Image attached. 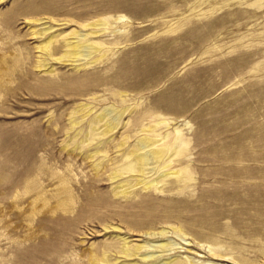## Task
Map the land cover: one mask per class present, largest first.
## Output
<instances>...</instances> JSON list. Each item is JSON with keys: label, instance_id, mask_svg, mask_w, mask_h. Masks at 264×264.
<instances>
[{"label": "rangeland", "instance_id": "1", "mask_svg": "<svg viewBox=\"0 0 264 264\" xmlns=\"http://www.w3.org/2000/svg\"><path fill=\"white\" fill-rule=\"evenodd\" d=\"M52 1L0 0V264H264V0H88V23L124 15L115 46L35 12ZM71 31L95 50L60 61ZM144 110L162 117L131 125ZM143 126L189 138L191 175L117 167Z\"/></svg>", "mask_w": 264, "mask_h": 264}, {"label": "bare ground", "instance_id": "2", "mask_svg": "<svg viewBox=\"0 0 264 264\" xmlns=\"http://www.w3.org/2000/svg\"><path fill=\"white\" fill-rule=\"evenodd\" d=\"M101 11H102L101 8H97L96 5L92 4V2H90L88 0H54L51 2V4L49 6H46L45 4H41L40 7L35 8L36 13H47V14H49V16H52V17H56V16L60 17L63 15L64 17L68 18V19H64L65 24H68L70 22L71 23H77V24H80L81 27H83V28L86 27L87 25H90L89 29H91V30H96V29L100 30L101 28L104 27V29H109L108 30L109 32L114 33V32L118 31L115 29L116 26H118V25L122 26L126 23L125 21L122 20L124 18V15H122V14H119V15H117V17H114V18L110 16L111 18L109 19V17H108L106 22L95 21L93 23H88L86 21L91 16H94L95 14L97 15V13L100 14ZM92 14H94V15H92ZM112 24H113V26H110ZM45 32L46 31L44 30L42 32H39V34L42 35ZM76 32L77 31H71L69 34L63 35L61 38L59 37L58 39L55 40V44L52 47L56 51V53L60 54V56H58L56 59L63 61V60H72V59H75V58H78L81 56L89 57L91 55V51L95 50V47L93 45L87 43L86 41L82 43V40H83L82 37L77 36V37H75L76 40H70L67 38L68 35H72ZM88 34H90V33H88ZM123 35H124L123 33L117 32L113 36L115 38L109 39L107 42L110 44V46H115L117 43H119L118 38L122 37ZM51 42H52V40L49 39V37H48V40L44 41L43 45L40 47V50L43 52L46 51ZM102 43H104V42L103 41L95 42V44H102ZM110 66H111V64H109L108 67H110ZM108 79H110V78H103L100 76H95V77H91V78H88L87 80H83V81L74 80V81H71V83H73L76 86V88H77L76 92L80 93L83 90L84 91L85 90H91V89H94L95 87H97L98 85H100L102 83H107L108 81H110ZM99 80H102L103 82L100 83ZM112 95L118 96V99L121 102L123 101V96L119 92L115 93L112 91ZM92 98L96 99L95 96H93ZM123 111H124L123 109L114 108L111 111L103 110L102 113L97 114V116H95L96 119H98V120H104L105 116L109 115L107 117V121L105 122L106 128L103 132L104 135L106 132L111 130L112 126H111L110 122L112 121V119L118 115H121L123 113ZM160 117H162V114H160V113H157L155 115L153 113V111H151V110H144L141 112V114L139 116L135 117V119L133 120L131 125H133V126L140 125L141 126L145 120H148V119L156 120ZM139 120L142 123L138 124ZM137 129H138V127H137ZM138 131L139 132L144 131V134H142L141 136H139L136 139L137 142L139 143L138 152L137 153L133 152L132 157L130 155V157L128 156V158L126 157L127 156L126 155L125 156L126 158L123 159V162L117 166L118 168L123 169L126 172H135L136 165H145L151 161L158 162V163H161V162L165 163V162H167V160H169L170 162H179L180 167L176 172L168 171L165 173V175L166 174L168 176L173 175L176 180L182 176L187 177V176L191 175L190 165H189L190 160L188 159V161H187L186 159H184V156L186 155V151H188L189 138L181 136L180 137V139H181L180 145L176 149L175 148L172 149V145L175 142L176 137H177V136L175 137V133L179 132L178 128L175 129V132L173 131V132H169V133L165 134V136L162 137L163 138L162 141L158 144L153 140V138L150 135H151V133H155V132L158 133L159 128H157V130H152L151 127L143 126V128L138 129ZM179 134H180V132H179ZM170 149H172V150L168 154V151H170ZM171 156H172V158H170ZM178 182H179V180H178ZM184 182H185V180H184ZM155 184L156 183L147 182V183H145L144 188L149 189ZM184 184L186 185V183H184ZM185 185H182V186H185ZM182 186L179 188L181 189ZM183 233H185V232H183ZM195 237L197 239H199L201 236H195ZM168 245H170L169 242L160 243L161 248H165L166 246L168 247ZM219 247H221V246L220 245H212L210 248V252L213 254H219V252H218ZM129 250H126L124 253L125 254L128 253ZM151 257H152V255H144V256H142V260H145V259L147 260L149 258L151 259ZM171 262H173V261H166V262H163L162 264H172ZM176 263H173V264H176ZM205 264H211V263L207 262Z\"/></svg>", "mask_w": 264, "mask_h": 264}]
</instances>
